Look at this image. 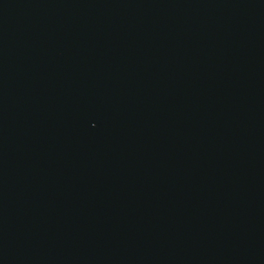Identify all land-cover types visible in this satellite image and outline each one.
I'll list each match as a JSON object with an SVG mask.
<instances>
[{
	"label": "water",
	"instance_id": "1",
	"mask_svg": "<svg viewBox=\"0 0 264 264\" xmlns=\"http://www.w3.org/2000/svg\"><path fill=\"white\" fill-rule=\"evenodd\" d=\"M0 264H264V0H0Z\"/></svg>",
	"mask_w": 264,
	"mask_h": 264
}]
</instances>
